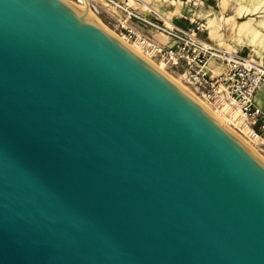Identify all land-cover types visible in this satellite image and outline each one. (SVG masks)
<instances>
[{
	"label": "water",
	"instance_id": "1",
	"mask_svg": "<svg viewBox=\"0 0 264 264\" xmlns=\"http://www.w3.org/2000/svg\"><path fill=\"white\" fill-rule=\"evenodd\" d=\"M0 264H264V162L65 0H0Z\"/></svg>",
	"mask_w": 264,
	"mask_h": 264
},
{
	"label": "built area",
	"instance_id": "2",
	"mask_svg": "<svg viewBox=\"0 0 264 264\" xmlns=\"http://www.w3.org/2000/svg\"><path fill=\"white\" fill-rule=\"evenodd\" d=\"M103 1L106 6L116 10L124 18V22L132 20L165 34L169 38V44L162 48L147 33L125 28L119 20L116 23V27L122 32L119 35L124 40L136 45L151 59H160L166 68L177 74L213 110L227 117L234 113V128L241 138L264 148V107L256 100L258 94L264 96L262 62L250 55L229 51L202 39L201 24L191 23L182 28L162 19L152 9L149 10V15H145L127 6V2ZM99 4L97 1L90 5L96 14L101 9ZM211 64L221 66L222 72L213 75L209 70Z\"/></svg>",
	"mask_w": 264,
	"mask_h": 264
},
{
	"label": "rangeland",
	"instance_id": "3",
	"mask_svg": "<svg viewBox=\"0 0 264 264\" xmlns=\"http://www.w3.org/2000/svg\"><path fill=\"white\" fill-rule=\"evenodd\" d=\"M71 1L76 2V0ZM97 1L101 7L99 14L92 12L98 17L100 25L114 34L122 33L121 29L116 27V23L117 20L124 22V18L112 7L106 6L103 0ZM120 1L124 2L125 0ZM127 2H129L126 3L127 6L141 14L149 12L152 8L162 19H167L178 27L185 28L191 23L201 24L203 26V31L200 34L202 39L229 51L250 55L264 64V0H141L139 2L129 0ZM149 7L151 8L149 9ZM124 23L125 28L147 33V36L157 35L160 41L167 42L166 46L169 44V38L163 34L161 36L153 28H147L132 20H127ZM152 61L161 62L158 58H153ZM209 70L213 75H217L222 72V67L211 64ZM165 71L176 81H180V85L193 93L187 84L179 80L177 74L166 67ZM194 96L197 97L195 94ZM235 117L234 115L230 125L232 128L236 126ZM253 145L264 158V148L258 147L256 144Z\"/></svg>",
	"mask_w": 264,
	"mask_h": 264
},
{
	"label": "bare ground",
	"instance_id": "4",
	"mask_svg": "<svg viewBox=\"0 0 264 264\" xmlns=\"http://www.w3.org/2000/svg\"><path fill=\"white\" fill-rule=\"evenodd\" d=\"M66 2H68L70 5H72L76 10H81V11H85L89 16H91L96 22H98V17H96L94 15V13L92 12V9L90 8L91 4L96 3V0H76L75 1H71V0H65ZM129 0H125L124 2H127ZM129 3V2H127ZM134 7V6H133ZM147 8V7H145ZM151 7H149L150 9ZM147 9V10H149ZM152 9V8H151ZM146 10V11H147ZM145 15H149V12H145ZM99 23V22H98ZM241 23V22H240ZM101 24V23H99ZM123 27L125 26V23L122 22ZM126 27V26H125ZM152 29V28H151ZM139 32V31H138ZM159 32V31H157ZM112 33V32H111ZM114 34V33H112ZM158 34H162L161 32H159ZM114 36H116L121 42H123L125 45H127L131 50H133L136 54H138L139 56L143 57L145 60H147L148 62H150L156 69H158L160 72H162L164 75H166L168 78H170L176 85H178L181 89H183L186 93L190 94L207 112H209L210 114H212L217 120H219V122H221L228 130H230L232 133H234L236 136H238L239 138H241V136L237 133V131L234 129V127L232 128L230 125L233 122V118H234V113H232L230 115L229 118H227V116L222 115V113L215 111V110H211L210 107L207 105L206 102H204L202 99L194 96L193 93L189 92L186 87L180 85L181 82L180 81H176V79L172 78L171 75L165 71V65L160 62V63H155L154 61H152V59L148 56H146L144 53H142L137 46H135L133 43H130L126 40H124L123 37H121L120 35L114 34ZM163 36L167 37L165 34H163ZM149 38H151L152 40H154V42L159 46V47H164L167 45V42L164 41H160L157 37V35L155 36H148ZM164 38V37H163ZM168 38V37H167ZM180 80V79H179ZM243 140V139H242ZM245 142V144L252 150V152L254 154H256L263 162H264V158H262V155H260V153H258L256 147H254V145L246 140H243Z\"/></svg>",
	"mask_w": 264,
	"mask_h": 264
},
{
	"label": "crops",
	"instance_id": "5",
	"mask_svg": "<svg viewBox=\"0 0 264 264\" xmlns=\"http://www.w3.org/2000/svg\"><path fill=\"white\" fill-rule=\"evenodd\" d=\"M257 102L264 107V96L263 94H258L256 97Z\"/></svg>",
	"mask_w": 264,
	"mask_h": 264
}]
</instances>
